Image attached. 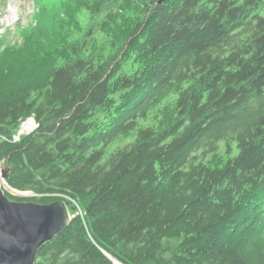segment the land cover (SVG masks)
<instances>
[{
	"label": "trees",
	"instance_id": "1",
	"mask_svg": "<svg viewBox=\"0 0 264 264\" xmlns=\"http://www.w3.org/2000/svg\"><path fill=\"white\" fill-rule=\"evenodd\" d=\"M75 6L76 43L40 22L45 63L0 57L3 191L73 216L35 264H264V0Z\"/></svg>",
	"mask_w": 264,
	"mask_h": 264
},
{
	"label": "rangeland",
	"instance_id": "2",
	"mask_svg": "<svg viewBox=\"0 0 264 264\" xmlns=\"http://www.w3.org/2000/svg\"><path fill=\"white\" fill-rule=\"evenodd\" d=\"M76 0H0V42L2 50L0 52L3 61L19 62L21 66L33 67L40 63H45V56H50V42L45 43L43 40L33 34L32 27L40 22H56L61 31L65 33L61 43L72 44L81 39V29L89 22V16L84 10H77ZM122 27L97 35L88 45V53H99L107 50L110 39H116L122 30ZM118 34V35H117ZM57 37V35H55ZM117 36V37H116ZM27 37L28 44L21 48L22 38ZM3 61L0 63L3 64ZM1 69V68H0ZM32 119H28L25 122ZM24 122V123H25ZM24 123L21 125L23 128ZM33 129L30 131H21L22 134L33 132L37 125L33 122ZM18 136V133H17ZM127 137V136H126ZM123 137L119 142H129V139ZM118 142V143H119ZM227 156L223 153L210 159L212 166H220ZM4 165H0V171H5ZM8 189L5 183H2V189ZM10 190V189H9ZM16 193V192H14ZM17 195L25 197H34L33 195ZM27 201L35 202L34 199Z\"/></svg>",
	"mask_w": 264,
	"mask_h": 264
},
{
	"label": "water",
	"instance_id": "3",
	"mask_svg": "<svg viewBox=\"0 0 264 264\" xmlns=\"http://www.w3.org/2000/svg\"><path fill=\"white\" fill-rule=\"evenodd\" d=\"M7 173L8 169L0 171V264H35L38 252L68 227L73 216L62 200L45 204L10 200L2 189Z\"/></svg>",
	"mask_w": 264,
	"mask_h": 264
},
{
	"label": "bare ground",
	"instance_id": "4",
	"mask_svg": "<svg viewBox=\"0 0 264 264\" xmlns=\"http://www.w3.org/2000/svg\"><path fill=\"white\" fill-rule=\"evenodd\" d=\"M30 119H32V118H30ZM33 122H34V120H33ZM33 122L31 120L25 122L23 125V128H22V131H30L31 129H33V126H34Z\"/></svg>",
	"mask_w": 264,
	"mask_h": 264
},
{
	"label": "built area",
	"instance_id": "5",
	"mask_svg": "<svg viewBox=\"0 0 264 264\" xmlns=\"http://www.w3.org/2000/svg\"><path fill=\"white\" fill-rule=\"evenodd\" d=\"M13 192H16V191H13ZM16 193H19V194H24L23 192L21 193V192H16ZM25 195V194H24Z\"/></svg>",
	"mask_w": 264,
	"mask_h": 264
}]
</instances>
